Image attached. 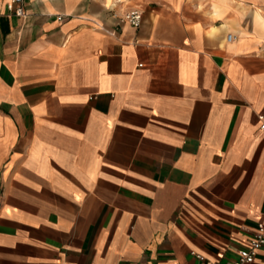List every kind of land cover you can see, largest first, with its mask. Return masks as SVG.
I'll return each mask as SVG.
<instances>
[{"label":"crops","instance_id":"1","mask_svg":"<svg viewBox=\"0 0 264 264\" xmlns=\"http://www.w3.org/2000/svg\"><path fill=\"white\" fill-rule=\"evenodd\" d=\"M9 1L0 264H230L264 222V0Z\"/></svg>","mask_w":264,"mask_h":264},{"label":"built area","instance_id":"2","mask_svg":"<svg viewBox=\"0 0 264 264\" xmlns=\"http://www.w3.org/2000/svg\"><path fill=\"white\" fill-rule=\"evenodd\" d=\"M23 0H10L6 5V9L15 16L24 17L26 15ZM121 18L128 22L131 26L138 27L142 20V11L138 8H132L123 12ZM232 35L228 34L226 40H231ZM264 129V123L260 125ZM264 245V222H257L255 230L248 238L245 245L238 251L237 257L230 264H251L257 252ZM202 261L200 264H215V262L202 259L200 254H196Z\"/></svg>","mask_w":264,"mask_h":264}]
</instances>
